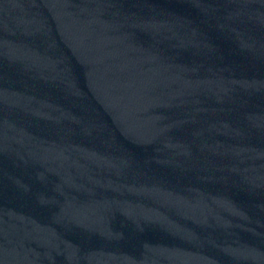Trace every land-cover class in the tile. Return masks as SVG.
<instances>
[{
    "label": "water",
    "instance_id": "obj_1",
    "mask_svg": "<svg viewBox=\"0 0 264 264\" xmlns=\"http://www.w3.org/2000/svg\"><path fill=\"white\" fill-rule=\"evenodd\" d=\"M0 264H264V0H0Z\"/></svg>",
    "mask_w": 264,
    "mask_h": 264
}]
</instances>
